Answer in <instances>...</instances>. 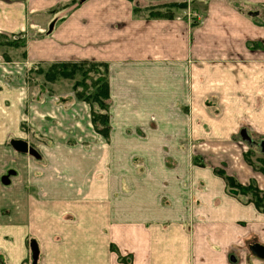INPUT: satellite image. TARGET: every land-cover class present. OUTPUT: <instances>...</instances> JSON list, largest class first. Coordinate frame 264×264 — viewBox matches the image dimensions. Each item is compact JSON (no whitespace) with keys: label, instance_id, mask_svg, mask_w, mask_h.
Wrapping results in <instances>:
<instances>
[{"label":"crops","instance_id":"obj_1","mask_svg":"<svg viewBox=\"0 0 264 264\" xmlns=\"http://www.w3.org/2000/svg\"><path fill=\"white\" fill-rule=\"evenodd\" d=\"M45 23L26 59L106 63L109 129L85 100L23 101V79L0 78L16 161L0 176L23 188V219L0 209V264H264V196L214 171L264 193L242 154L264 137V0H0V31Z\"/></svg>","mask_w":264,"mask_h":264},{"label":"rangeland","instance_id":"obj_2","mask_svg":"<svg viewBox=\"0 0 264 264\" xmlns=\"http://www.w3.org/2000/svg\"><path fill=\"white\" fill-rule=\"evenodd\" d=\"M165 10V14H167L169 11L167 8ZM197 16L198 15L196 14V17ZM29 28V31H27V29H24L23 31L17 33H8L0 31V66L8 67V65L10 64L13 65L11 69L13 70L19 67L20 63L23 60V67L21 69V71H23V74L14 72L15 75H8L5 69H0V78H3L5 81L10 80L9 83L13 84H18L20 83L21 79H23V88L26 87L25 85L28 86L27 89L25 88L26 91H23V101L24 99L31 100L33 98H36L37 95L40 96L41 94L43 96L50 95L51 97L49 98L51 99L59 95L60 98L58 97V100L64 101H68V99L75 100L76 98L82 100L76 96L75 91L76 89H85L86 85L90 84L89 78H87L86 76H81L79 72H76L74 77L71 79L59 77L55 80L50 81L46 79L47 73L50 71V62L42 63L36 61L34 57L33 59H26L27 41L30 38H34L38 34H44L47 30V25L46 23L42 27H36L34 25H31L29 26ZM92 77H99V73L92 74ZM61 97H65V99H62ZM93 109L94 111H99L96 103H93ZM246 138H248V136ZM249 138V141H245V148L242 153L243 160L247 165L252 166L254 169H259L263 171L262 169L264 168V152L261 151L259 144L261 141H264V137L252 138L249 136ZM15 152L17 156L21 158L23 152ZM10 160H12V164L16 162L14 161V159H11L9 157L8 153L0 150V168L8 165L9 162H11ZM202 160V157L194 158V161L199 162L201 164ZM214 168L221 169L225 173H229V175L235 178L237 182L239 181L237 179V176L228 172L227 169H224L221 166ZM20 172L21 174L23 173V171ZM9 178L10 176H7V179ZM11 197H15L18 202L16 203L15 201H13V198ZM3 208H9L10 210L13 209L12 211L18 210L19 214H17V216L23 219V215L20 214H23V188L21 183H17L14 188H11L8 183H3L2 180H0V209ZM16 220L19 221L20 219L17 218Z\"/></svg>","mask_w":264,"mask_h":264},{"label":"trees","instance_id":"obj_3","mask_svg":"<svg viewBox=\"0 0 264 264\" xmlns=\"http://www.w3.org/2000/svg\"><path fill=\"white\" fill-rule=\"evenodd\" d=\"M163 11L162 13H165ZM159 10L151 11L150 14H162ZM49 72L47 73V80H55L56 78H73L76 72L81 76L89 78L90 84L86 85L85 89L75 91L78 98L89 102L90 104L96 103L99 111L91 110V121L94 128L107 134L109 129L108 117V103L109 88L107 82V66L103 62L91 61H56L50 63ZM99 73V77H92V74ZM46 74V73H45ZM85 86V85H83ZM264 172V168L262 169ZM215 173L221 176L226 184L230 187L236 188L239 193L245 195L251 193V200L257 208L263 207L264 193L254 183L249 182L243 185L235 180L231 175L225 173L221 169H214Z\"/></svg>","mask_w":264,"mask_h":264},{"label":"water","instance_id":"obj_4","mask_svg":"<svg viewBox=\"0 0 264 264\" xmlns=\"http://www.w3.org/2000/svg\"><path fill=\"white\" fill-rule=\"evenodd\" d=\"M51 28V25L49 26V29ZM241 135H243L244 137H247V135L245 134L244 131L241 132ZM11 145L12 147L19 152H28L29 154L33 155V156H37V152L35 151L34 148L30 147L27 145V142L21 139H13L11 140ZM261 151L264 152V141H261L259 144ZM3 183H9V179H7V176H3L1 178ZM252 249L254 252L258 253V254H263L264 248L259 245V244H254L252 246Z\"/></svg>","mask_w":264,"mask_h":264}]
</instances>
